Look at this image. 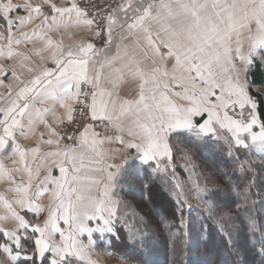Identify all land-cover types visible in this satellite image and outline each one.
Returning <instances> with one entry per match:
<instances>
[{"label": "snow or ice", "instance_id": "snow-or-ice-1", "mask_svg": "<svg viewBox=\"0 0 264 264\" xmlns=\"http://www.w3.org/2000/svg\"><path fill=\"white\" fill-rule=\"evenodd\" d=\"M0 60V264H98L105 236L149 264L185 210L264 264V0H0ZM221 140L226 185L176 175L174 141ZM135 180L174 196L155 230L124 211Z\"/></svg>", "mask_w": 264, "mask_h": 264}, {"label": "trees", "instance_id": "trees-1", "mask_svg": "<svg viewBox=\"0 0 264 264\" xmlns=\"http://www.w3.org/2000/svg\"><path fill=\"white\" fill-rule=\"evenodd\" d=\"M251 71V78L254 79L257 84L264 82V66H254ZM180 145H182V147L185 146L184 148L186 149L183 150V152H181L180 149L175 151L174 158L176 159V162L173 163L176 175L179 178L187 179L189 174H191L193 180L197 178L202 180L203 177L210 175L215 177L219 184H227V179L223 175L229 171V168L226 165V160L228 159V146L226 144L221 143L220 141H214L207 144L202 142L196 147H192L187 143H180ZM233 151H235V149ZM184 156L197 160L194 164L188 165L190 168L192 167V172L186 171L187 169L180 165V160L182 161ZM254 159L258 161L259 157H254ZM210 170H212V172H210ZM138 181V184L135 186H129L131 188L125 191L126 200L130 198L129 200L133 199L139 204H146L148 206L147 209H144L143 206L140 209L137 208V210L133 211H138L142 215H149V217H152L151 220H153L154 224H159L160 220L168 215V211L172 207L170 201L171 199H174V196L168 192L167 188L156 187L152 192H149V190L145 188L143 181ZM127 195L131 197L127 198ZM193 207H196L195 201H193ZM157 213L160 215L158 216ZM198 214L199 210L193 212L191 215H189L187 210H185L184 213L186 219L194 220L196 223L198 232L197 236H194L193 239L197 240L192 243L188 241L189 239L187 237L184 242H178L171 237L167 227L161 228L159 230L160 239L155 237V244L145 257L149 264H231L232 257L229 255V251L225 247L224 238L221 234L216 232L215 225H211L209 228L201 231ZM257 215L259 216V213ZM176 223L177 222L173 221V231H176ZM258 239L259 234L257 233V236L251 240L250 243H254L258 241ZM109 240H111V244L101 243L102 246L99 248L112 252L114 256L118 258L121 257L127 260L130 264H133L138 256V251L132 246L122 243L119 240L112 239L111 237H109ZM240 240L243 242V235L240 237ZM199 250L204 251L206 254L204 255L206 256L205 258L196 254ZM253 256L259 261V256ZM209 260H211L210 263Z\"/></svg>", "mask_w": 264, "mask_h": 264}, {"label": "rangeland", "instance_id": "rangeland-1", "mask_svg": "<svg viewBox=\"0 0 264 264\" xmlns=\"http://www.w3.org/2000/svg\"><path fill=\"white\" fill-rule=\"evenodd\" d=\"M219 142V141H218ZM221 143H224V144H226L225 142H224V140H221L220 141ZM179 144V145H178ZM227 145V144H226ZM185 147V146H184ZM184 147H182V145H180V142L179 141H174V146H173V154H172V156H173V158H172V161H171V164H172V167L174 168V162H176V159L174 158V154H175V151L177 150V149H180V151L181 152H183V150H185L186 148H184ZM234 150V149H233ZM182 157V156H181ZM182 159V158H181ZM183 159H184V161H183ZM183 159H182V161L180 160V165L183 167V168H185V169H187L186 171H191V168H190V166H188L189 164H194L195 163V161H197V160H195V159H192L191 157H188V156H184L183 157ZM192 172V171H191ZM210 172H212V170H210ZM139 183V181L138 180H135L133 183H132V186H135L136 184H138ZM223 184V183H222ZM130 185L129 184H127V186H125L126 187V190L127 189H130L131 187H129ZM124 186H122V195H124V197H125V199H126V195H125V190H124V188H123ZM128 197H131V196H129V195H127V198ZM130 198H128V202H129V204L131 205V207H129V208H127V209H125L124 211L126 212V215H128V216H130V217H133V219H131L130 220V222L129 223H131V224H135L136 223V218H137V215H138V218L139 217H142V218H144V219H146V220H148V221H150L151 220V218L152 217H149V215H142V214H140V212H135V211H133V210H137V208H141V207H143L144 206V209H147L148 208V206L145 204V205H142V204H139V203H137V202H135L133 199L132 200H129ZM131 201V202H130ZM151 223H150V227L152 228V229H156V227H157V223H155L154 224V222H153V220H151L150 221ZM197 232H198V230H197V228H196V230H195V232H193L192 230H191V225L189 226V236H188V241H190V242H192V243H194V241L195 240H197V239H193L194 238V236H197ZM201 236H203L202 234H200ZM156 238L157 239H160V231H158L157 232V234H156ZM204 239V238H203ZM252 243V242H251ZM110 253V252H109ZM112 254V253H111ZM196 254H198V255H200V256H203L204 258L206 257V256H204V255H206L205 253H204V251L203 250H199V251H197L196 252ZM249 257V260L250 261H255V264H259V261H257V259L253 256V255H249L248 256ZM125 261V260H124ZM210 261L211 260H209V263H210ZM123 262V261H122Z\"/></svg>", "mask_w": 264, "mask_h": 264}, {"label": "crops", "instance_id": "crops-1", "mask_svg": "<svg viewBox=\"0 0 264 264\" xmlns=\"http://www.w3.org/2000/svg\"><path fill=\"white\" fill-rule=\"evenodd\" d=\"M17 2H20V0H17ZM21 14H23V13H21ZM25 30L27 31V29H25ZM0 67L7 68V64L4 63L2 60H0ZM8 82L9 81H5V83H8ZM0 91H2V89H0ZM113 147H116V146L113 145ZM6 163H7V161H6ZM122 186H124L123 187L124 190L127 191L126 187H125V186H127V184H124ZM122 186H121L120 189H118V191H120L121 194H122V191H123L122 190ZM90 226H95V222H92L90 224ZM108 241H109V236H105L104 241H99L98 240V245H101V243H108ZM111 253L112 252L109 253L107 250H104V249H101V248L97 247L95 249V251H94L93 259L98 261V264H130L127 260H125V259H123L121 257L118 258V257L114 256L113 253L112 254Z\"/></svg>", "mask_w": 264, "mask_h": 264}, {"label": "built area", "instance_id": "built-area-1", "mask_svg": "<svg viewBox=\"0 0 264 264\" xmlns=\"http://www.w3.org/2000/svg\"><path fill=\"white\" fill-rule=\"evenodd\" d=\"M85 2H87V0H85ZM101 2H102V0H101ZM0 79H3L4 82H5V81H9V80H10V75L0 77Z\"/></svg>", "mask_w": 264, "mask_h": 264}]
</instances>
